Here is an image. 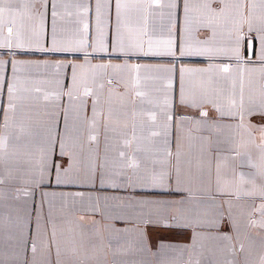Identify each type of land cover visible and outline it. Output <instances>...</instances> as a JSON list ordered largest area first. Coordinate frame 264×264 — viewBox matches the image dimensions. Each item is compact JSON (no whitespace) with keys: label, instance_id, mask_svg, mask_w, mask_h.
I'll return each instance as SVG.
<instances>
[{"label":"crops","instance_id":"0c3cea01","mask_svg":"<svg viewBox=\"0 0 264 264\" xmlns=\"http://www.w3.org/2000/svg\"><path fill=\"white\" fill-rule=\"evenodd\" d=\"M256 2L258 15L261 9L259 0ZM41 3L38 0L36 8ZM77 3L89 4L91 10L85 13ZM95 3L48 0L41 24L38 16L32 19L30 0H5L12 12L3 16L0 42L12 26L23 33V47H0V61L4 62L0 66V109H8L9 83L15 84L17 104L12 127L0 128V137H7V145L0 149L5 159L0 174L11 177L0 185V260L4 264H48L47 245L55 229L62 252L74 240L80 242V254L71 260L64 254L57 257L53 248L51 259L59 264H264V153L258 147L264 115L248 114L253 105L246 91L241 120L240 110L231 105L232 81L209 80L210 74L187 77L191 84L186 91L195 90L200 107L181 106L178 73L172 89H167L158 79L162 74L151 70L168 66L173 58L138 51L127 56L98 52L91 64L127 62L150 69L142 70L139 84L130 80L127 71L109 68L108 73L119 83L111 91L106 88L98 100L83 96L82 85L91 83L93 75L102 70L77 68L74 81L71 65L82 64V54L45 51L41 45L50 47L53 26L65 40H71L83 23L94 31ZM112 4L114 26V0ZM176 4L175 9L157 10L147 19L146 14L129 9L125 33L135 41L141 27L150 34L159 33L162 27L166 30L169 11L174 13L171 23L182 28L183 0ZM193 15L198 17L200 12L194 10ZM33 25L40 32L39 41L32 37ZM229 27L227 17L216 21L215 43H226ZM211 31L204 29L202 35H211ZM255 45L258 48L259 42ZM13 61L23 62L18 64L15 79ZM223 62H227L223 57L213 60L202 55L176 61L178 66L192 69ZM56 63L64 68L57 71ZM258 80L259 74H254L257 103ZM201 81L206 82L203 87ZM138 90L145 92L143 98L136 96ZM166 96L174 121L167 122L165 129ZM236 101L238 105V92ZM201 111L208 112V117H202ZM149 112L160 117L156 124L151 123ZM206 122L219 125L211 132V142ZM153 130L161 135L152 136ZM90 135L96 139L90 140ZM233 150L240 155L235 156ZM45 152L49 164L71 165L63 177L65 182L57 183L55 170L45 173L42 181L38 179L35 165ZM249 157L255 167L248 163ZM132 161L138 167H129ZM166 216H177L182 225L190 226L165 228L157 222ZM145 233L152 245L149 253L140 251ZM31 240L43 244L35 257ZM161 244L164 249L152 256Z\"/></svg>","mask_w":264,"mask_h":264},{"label":"snow or ice","instance_id":"6c2138e0","mask_svg":"<svg viewBox=\"0 0 264 264\" xmlns=\"http://www.w3.org/2000/svg\"><path fill=\"white\" fill-rule=\"evenodd\" d=\"M38 0H30L31 7L33 8L32 19L38 16L41 24L44 18V9L48 6V0H42L40 8H36V3ZM112 0H96L95 3V15H96V26L94 31L90 30L88 23H83L82 28L76 29L75 35L71 40H65L63 37L59 36L55 26H53V31L51 35V45L48 48H41L45 51H58V52H73L81 53L83 58L82 64H72L73 70V80L77 78L76 69L84 68L88 66L91 69L102 70L98 74L93 75L91 83H84L82 85L83 92L82 95L85 97H97L100 93L107 88L111 91L114 84L119 83L115 80L111 74L108 73V69H119L122 71H127L130 80L139 84L140 73L143 71H148L144 66L132 65L125 62L122 65H111V64H99L92 65L91 58L95 53H119L122 56H127L133 51H138L143 55H155V56H168L172 57L173 61L166 67H160L156 69H151L162 75L158 77L161 81L165 82V87L167 89H172L173 82L177 77L178 73V83H179V104L181 106H193L200 107L199 100L197 98L196 92H188L186 89L191 84V81L187 77L193 74H210L209 80L216 78L230 79L232 81L233 88V98L231 105L234 108H238L241 120L243 119V110L245 105V93H249L248 100L253 107L247 109L248 114L258 113L264 115V0H259V7L261 9L260 13L257 15L255 9L257 7L256 0H183V26L178 28L176 24L171 23V19L174 15L169 11L170 25L165 30L163 27L159 33L153 31L151 34L146 27H141L139 29L138 35L135 41L132 40L131 36L126 34L124 31V25L127 20V13L129 9H137L143 14L144 19H147L149 15H155L157 10H162L168 8L169 10L175 9L177 7L176 0H114L115 8V25L111 24V8ZM56 6L53 5V8ZM77 8H82L85 13L91 10L89 4L77 3ZM194 10H198L200 15L194 16ZM5 12L11 13L12 9L10 6L5 4V0H0V30H2L3 16ZM107 15V23L105 22V16ZM52 16L56 17L57 12L53 11ZM227 17L230 21L231 27L227 29V41L226 43H215L217 31H216V21ZM204 29H211V35L203 34ZM32 37L39 41L40 32H38L33 25L31 30ZM13 39L16 43L13 44ZM23 33L17 29L14 31L12 26L7 27V36L4 38L3 42H0V47L6 48H22ZM259 42V47L257 48L255 42ZM145 44H147V51H145ZM251 51V54H248ZM202 55L208 56L210 59L225 58L227 62L210 65L207 69H192L178 66L176 61L185 56ZM3 61H0V66L3 65ZM23 62H12L14 79L15 74L20 71L18 64ZM57 71L64 68V64L56 63L53 65ZM259 74L258 80V100L252 89V79L254 74ZM206 82L201 81V87L204 86ZM7 91L9 95L8 109L3 111V117L0 119V128L8 130L12 127V121L15 119V113L17 109V104L15 103L13 97L16 95V87L14 83H9L7 85ZM239 95V104L237 105L236 94ZM70 100L73 98V92L70 90L68 92ZM136 96L143 98L145 92L136 91ZM97 100L93 101V126L96 125V104ZM170 104L167 96L165 97L164 108H163V120L165 122L164 128H167V122L174 121V113H170ZM103 118V113L100 114ZM149 119L152 124H156L157 120L160 118L157 113L149 112ZM200 115L202 117H208V112L201 111ZM207 130L209 131V142L211 132L213 130H218L219 125L214 122H206ZM261 143L258 147L264 153V129H261ZM21 134L23 135V129H21ZM161 135L160 131L153 130L152 136L158 137ZM90 140H95L94 135L89 136ZM125 143H129L125 141ZM7 145V137H0V149ZM235 156H239L238 151L233 150ZM122 157L125 153L120 154ZM169 157L172 156L171 151L167 152ZM235 156L233 158H235ZM178 158V154H177ZM213 159L217 157L213 156ZM5 159L3 155H0V166L4 165ZM248 163L255 167L251 163V158L249 157ZM129 167H138L135 161H132L128 165ZM103 167V166H101ZM71 165L65 168L63 164L57 165L55 162L51 164L48 163L47 153L45 152L41 156L39 163L35 165V170L38 173V179L43 180L44 174L50 170H55L57 183L65 182L63 177H66L69 173ZM103 173H101V176ZM243 175V174H241ZM37 177H33L36 179ZM161 180L164 179V175L161 174L159 177ZM11 179L10 175L0 174V185H3ZM148 223H153L149 220ZM157 223L161 224L165 228L190 226L182 225L177 216L164 217ZM11 239V237H9ZM195 239V238H194ZM31 251L33 256H37L43 247L42 243H38L35 240L30 241ZM151 243L147 238L145 233L140 241V251L144 253H149L151 250ZM164 245L161 244L156 252H152V256H158L160 252L164 249ZM53 248L56 250V256L60 257L62 254L67 255L70 260L79 256L80 254V242L74 240L71 247L63 250L61 245L56 240V232L50 235L47 252L49 255L48 264H59V260L53 261L51 259V253ZM0 264H4L0 260ZM143 264V262H142Z\"/></svg>","mask_w":264,"mask_h":264},{"label":"water","instance_id":"95a60500","mask_svg":"<svg viewBox=\"0 0 264 264\" xmlns=\"http://www.w3.org/2000/svg\"><path fill=\"white\" fill-rule=\"evenodd\" d=\"M251 53V51H249V54Z\"/></svg>","mask_w":264,"mask_h":264}]
</instances>
